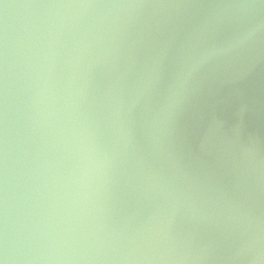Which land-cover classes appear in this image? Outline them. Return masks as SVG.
I'll return each instance as SVG.
<instances>
[{"label": "water", "instance_id": "water-1", "mask_svg": "<svg viewBox=\"0 0 264 264\" xmlns=\"http://www.w3.org/2000/svg\"><path fill=\"white\" fill-rule=\"evenodd\" d=\"M0 264H264V0H0Z\"/></svg>", "mask_w": 264, "mask_h": 264}]
</instances>
